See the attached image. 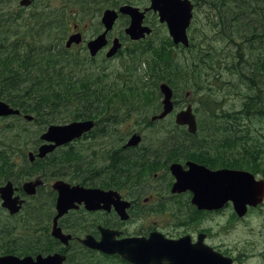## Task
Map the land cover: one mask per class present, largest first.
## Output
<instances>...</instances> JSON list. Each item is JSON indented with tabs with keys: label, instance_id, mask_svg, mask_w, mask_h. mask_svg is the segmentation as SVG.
<instances>
[{
	"label": "flooded vegetation",
	"instance_id": "flooded-vegetation-1",
	"mask_svg": "<svg viewBox=\"0 0 264 264\" xmlns=\"http://www.w3.org/2000/svg\"><path fill=\"white\" fill-rule=\"evenodd\" d=\"M8 1L0 0V11H9L14 14L23 12L29 13L28 15L47 11L46 8L51 2V0ZM100 1L103 5L111 4V8L107 10H116L118 19L113 29L106 34L107 45L95 57L91 56L88 45L106 31L101 20L98 23L99 29L90 36H85L83 31L91 23L81 18L78 21L74 19L75 21L70 23H62L60 29L66 30L62 36L65 50L73 53L81 50L79 54L82 56L85 54L86 61H90L91 71L96 63L98 65L96 71L101 70L100 72H105L104 74L108 71L110 74L108 64L118 61L129 52L126 42L127 39L131 40L125 32L131 22L130 16L121 14L120 9L125 5H133L144 11L150 7L151 0H146L145 5H140L139 0L137 2L131 0V4L123 0L122 3H117L116 0ZM157 19L159 20L158 14L152 11L146 13L144 25L153 30L151 35L155 31ZM122 20L126 22L124 34L115 31L116 25ZM76 34H81L82 42L73 43L67 47L66 43L69 38ZM146 38L131 41L139 43L145 41ZM116 40L117 44H121L122 47L115 56L108 58L107 55L113 49ZM8 42L16 43V38L13 37ZM176 98L174 90L175 110L165 119L153 122L152 118L163 111L161 102V107L155 111V114H152L148 124L151 128L156 123L168 119L171 122L175 121L176 114L184 109ZM0 101L19 111L17 114L0 117V122L13 121L14 123L5 125V129L8 130L10 127L15 131L4 135L2 133L0 136V151L8 154L11 162L9 168L0 166V256H13L21 260L32 258L37 262L38 257L45 259L61 255L65 258L64 264H69L74 256L84 255L83 258L75 260L73 264H79L78 260L81 259L86 264H92L91 255L98 254L105 259L110 258L114 264H133L119 255H106L98 250L90 249L82 242L87 236H92L100 242L103 236L102 230H109L118 233L115 236L117 241L139 238L143 250L156 251L155 256L154 254L149 257L145 256L151 264H154V259H158L160 264H225V259L232 260L230 264H244L247 257L234 254L224 244L221 232L216 231L215 227L221 230L223 221L229 218L231 221H244L257 212L264 213V197L262 202L256 206L247 204L245 214L240 216L235 210L233 201L224 200V187L220 186V192H218L220 198L214 202L220 207L212 208L211 187L206 186L205 183L201 184L199 190L195 184L185 190L175 189L177 181L171 167L178 164L184 171H188L190 163L202 166L211 172L224 169L241 170L254 175L259 183L264 182V163L261 160L264 153L259 151L255 161H252L255 163L252 168L233 169L225 167L227 152L211 150L209 143L204 146L201 142H196V138L199 137L198 133L183 135V138L191 139L186 144H179L176 138L165 139L167 141L163 143L164 139L159 140L162 134H141L136 131L120 135L117 128L129 122L121 119L125 115H130L123 113V110L130 107L125 102L116 103V106L122 109L118 112L103 110L98 113L97 111L94 119L67 118L68 111L65 109L54 115L55 118L50 119L49 122H42L34 113L14 107L3 100ZM116 113L119 114L120 124L115 122ZM136 116L139 117V114L137 113ZM133 118H135L134 115H132ZM140 118L147 119L148 117ZM90 120L95 122L90 132L84 133L72 142L56 146L44 157L39 156L41 147L55 145L43 139L49 127ZM35 124L43 126V129L32 133V139H30L26 133V127L31 130L29 125ZM182 128L187 130V127ZM136 134L139 135L141 141L135 146L127 147L131 138ZM85 142H88V145L83 144ZM98 142L101 143L98 144ZM179 145L189 146L190 149L188 151L176 150ZM95 146H98L97 150L90 155V150ZM73 152L78 153L75 160L61 164L62 161L59 159L71 158ZM218 154L222 155L221 159L213 162L211 156ZM218 161L220 166H218ZM76 187L85 190H99L100 195L94 200L91 209L85 201L81 200L82 202L79 203L76 200L74 207L57 219L59 199L63 192L58 188L62 190L67 188L72 191ZM3 196H7L9 200L20 206L18 213H11V210L5 206L6 199ZM197 197L199 201L195 202ZM123 204H128L127 219H122L119 212ZM199 204L204 207H200ZM217 218H221L222 222L215 226ZM166 219L167 225L172 227L168 228L167 225L161 224L162 220ZM56 230H59L60 237L54 235ZM256 236L260 237L261 234ZM111 262L109 264H112Z\"/></svg>",
	"mask_w": 264,
	"mask_h": 264
},
{
	"label": "trees",
	"instance_id": "trees-1",
	"mask_svg": "<svg viewBox=\"0 0 264 264\" xmlns=\"http://www.w3.org/2000/svg\"><path fill=\"white\" fill-rule=\"evenodd\" d=\"M90 1L63 0V5L51 8L50 11L33 13L35 15L32 18H28L32 14L24 16L0 11V100L34 113L42 122H49L55 118L54 115L65 109L68 111L67 118L94 119L97 111L111 110L114 113L122 110L116 106V103L122 102L138 103L140 111L149 112L151 107L156 111L161 105H156L159 98L150 87L151 81H155V87L166 82L175 91L185 86L197 94L203 88L200 86L201 76L195 72L201 69L204 75L216 69L214 57H211L212 63L202 66L208 63L206 59L212 50L216 58L222 56L225 61L227 82L224 83L228 86L224 87V93L227 88L228 93L239 92L237 94L241 97L242 105L238 110L227 109L226 97L214 96V90L208 91L199 99V104L206 110L205 122L199 120V129L207 128L218 136L219 143H215L212 150L227 152L225 167L252 168L255 165L252 161H255L260 151V141L253 136L252 120L258 119L260 128L264 130V0H192L196 8L204 9L205 14L208 13L207 9L215 12V18L207 16L210 21L207 20V25L214 30L217 40L214 38L212 41L205 29L200 33L203 35L200 41L205 40L211 50L199 48V54L188 53L198 41V37L193 35L190 47L180 51V54L191 56L188 60L179 58L169 36L160 44H150L144 49L151 57L147 60L149 66L144 79L141 77L140 83L120 91L108 82V73L84 69L85 65L91 68L85 54L82 56L69 52L62 44L66 30L60 29V25L86 16ZM123 1L131 4V0ZM116 2L122 3V0ZM13 37L16 43L12 44L8 41ZM219 41L224 42L225 48H212L213 43ZM31 42H35V49ZM134 55L133 51L132 59ZM220 75L214 74L213 79L219 80ZM192 76L196 88L189 87ZM220 85H223L222 82ZM128 109L131 110V107ZM121 119L133 120L132 115H125ZM146 120L140 118L141 123H147ZM115 122H121L118 113ZM149 123L146 124L148 127L151 126ZM173 128L179 129L183 135L189 134L177 125ZM5 131L3 135L15 132L10 127ZM178 139L179 144L191 140L182 137ZM166 141L162 140L163 143ZM189 149L185 145L176 148L180 151ZM4 153L0 151V166L9 168L11 162L8 154ZM72 155L71 158H60L61 164L75 160L78 153L73 152ZM221 156L212 155L211 158L214 162L221 159Z\"/></svg>",
	"mask_w": 264,
	"mask_h": 264
},
{
	"label": "water",
	"instance_id": "water-1",
	"mask_svg": "<svg viewBox=\"0 0 264 264\" xmlns=\"http://www.w3.org/2000/svg\"><path fill=\"white\" fill-rule=\"evenodd\" d=\"M194 9L195 6L191 0H151L150 7L146 8L144 11H141L138 7L125 5L120 9V12L123 15L130 16L131 22L125 32L132 41L142 40L152 34L153 30L149 26L144 25L146 13L152 11L158 14L160 23L167 26L169 35L174 45H181L185 48H189L190 38L188 30L194 19ZM117 19L118 13L116 10H106L103 13L101 21L105 26L106 31L88 45L91 56L95 57L98 52L107 45L106 34L113 29ZM80 42H82L81 34H76L69 38L66 45L67 47H70L73 43L79 44ZM117 42L118 41L116 40L113 49L107 55L108 58L115 56L119 49H121V44H117ZM159 88L160 93L163 96V111L159 115L152 118L153 122L165 119L175 110L173 89L167 83H162ZM17 113H19V111L14 110L9 105L0 101V117L10 116ZM175 122L178 126L187 127L190 134H196L198 132V120L192 105H188L187 108L179 111L176 114ZM94 126L95 122L90 120L80 122L75 121L64 126L54 125L49 127L47 132L44 134L43 139L53 142L55 145L51 147H41L39 156L44 157L56 146L72 142L73 140L81 137L84 133L90 132ZM140 141L141 138L138 134H136L131 138L127 147L135 146ZM189 165L190 170L188 171H184L181 165H172L171 171L177 181L175 189L185 190L191 188V185L195 184L197 190H199L201 184L206 183V186L208 185V187H211L212 189V208L220 207V205H215L214 203L220 198L218 193L220 192V186L224 187V200L227 202L233 201L235 210L240 216L245 214L247 204L256 206L263 200L264 182L258 183L255 176L249 172L230 169L211 172L202 166L190 163ZM67 188H64V190L58 188L61 192H63L59 199V215L57 216V219L73 208L76 200H78L79 203L82 202L81 200L85 201L91 209L93 206L92 204H94V200L100 195L99 190H85L83 188L76 187L72 190V192L68 190L69 188ZM100 192L103 193L102 191ZM71 195L72 197H70ZM79 195L81 196L79 197ZM3 197L6 199L5 206L11 210V213H18L20 206H17L14 201L9 200L7 196ZM198 197L195 202L199 201ZM199 206L204 207L202 204H199ZM127 207L128 204H123L120 207L119 212L122 219L128 218L126 213ZM59 233V230H56V232L54 231V235L56 237H60ZM102 235V240L100 242H97L92 236H87V238L82 242L90 249L98 250L106 255H119L133 264H151V262L145 259V256L149 257L152 254H154V256L157 254V252L153 250H143L144 248L141 239L139 238L117 241L115 240V236L118 235V233H114L109 230H102ZM225 260V264H230L232 261L230 259ZM64 262L65 258L61 255L50 256L45 259L38 257L37 262H35L32 258L21 260L13 256H0V264H64ZM154 264H160L159 260L154 259Z\"/></svg>",
	"mask_w": 264,
	"mask_h": 264
},
{
	"label": "rangeland",
	"instance_id": "rangeland-1",
	"mask_svg": "<svg viewBox=\"0 0 264 264\" xmlns=\"http://www.w3.org/2000/svg\"><path fill=\"white\" fill-rule=\"evenodd\" d=\"M98 1V2H97ZM141 2L140 5H145L147 3L146 0H139ZM137 2V0H136ZM51 5L48 7L47 11H50L51 8H56L59 7L60 5H63V0H51ZM91 5L89 6V13L86 16H82V20H84L87 23H91L83 32L85 36H90L92 33H94L97 29H99L98 27V23L102 18V14L105 10H107L108 8H111V4H102L100 0H92L90 1ZM133 6V5H132ZM141 7V6H140ZM207 14H205L204 9H198L195 7L194 9V19L192 22V25L190 27L189 30V38H190V42H191V35L198 37V41L197 43L191 47V51H188V53L193 52L196 54H199V48L204 49V51H208L209 45L208 43L204 40L203 42L200 41L201 38L203 37L201 33L202 29H205L208 32V36L211 37L212 41L215 38V41L217 40V35H214V30H212V28L210 26L207 25V16L209 17H213L215 18V12L212 10L207 9ZM22 15H28L29 13H20ZM35 14L30 15L28 18H32ZM100 15V16H99ZM209 21V20H208ZM210 22V21H209ZM126 22L124 20L120 21V23H118L116 25L115 31L116 32H123L124 34V29ZM155 31L153 33V35L149 36L146 38L145 41L139 42V43H134L131 40L127 39V47L129 48V52L125 54V56L123 58H119L118 61H114L113 63H109V72L107 71V73L109 74V83L114 84V86L117 87V89L120 90H127L129 88V86H134L135 84H138L141 82V77L144 79V74L146 73V69L148 68V61L150 60V56L147 55V53H145L144 49L146 47H148V45H156V44H160L162 43L164 40L167 39V37L169 35V31L168 28L166 27V25H162L159 20H156L155 23ZM197 24H199V26H197ZM59 34V32H57ZM202 36V37H201ZM88 39V37H87ZM65 43V42H64ZM32 44V48L35 49L34 45L35 42H31ZM63 44V43H62ZM174 44V43H173ZM218 48L221 49L222 47L225 48V44L223 41H219V43H213V47L212 48ZM175 51L177 52V54H179V58L182 60H188L191 59V56H188L185 53H181L180 51L182 49H184L183 46H174ZM197 50V52H196ZM211 50V49H210ZM81 51V50H80ZM78 51V53L80 52ZM135 52L134 55V59H132V52ZM211 57H214V64L216 65V69L215 71L212 72H208L206 74L203 75V72L201 69H198V71H196L195 73L199 76H201V82H200V86L203 89H200L199 92L197 94H194L190 89H187L185 86H183V88L177 89L176 92V99L180 104V106L184 107V109L186 108L187 105H192L194 108V111L197 110L196 115L198 118V121L200 120V122L204 123L205 122V113L203 109V107H201V105L199 104V99L205 95V93H207L208 91H215L214 96L217 94L218 97H226V107L227 109L230 110H238L240 109V105H242L241 102V97L238 96L239 92H230L228 93V88L226 89L225 93H224V87L228 86L226 85L224 82H227V76L225 74V61L223 59L222 56H219L218 58L215 57V55L213 54L212 50L210 51L209 54V58L206 59V61L208 62L206 65H202V66H208L211 62ZM136 58V59H135ZM195 60H197V58H195ZM147 61V62H145ZM204 64V63H201ZM106 67V65H104ZM88 68L91 71V68H89L87 65L84 66V69ZM98 68V65L95 63L93 71H96V69ZM133 70H135L134 72H132ZM91 71V72H93ZM205 71V70H204ZM221 73V75L219 76V80H215L213 79V75L214 74H219ZM127 76V78H126ZM193 77V76H192ZM194 77L190 80V86L191 88H196V86H193L194 83ZM155 81H151L150 87L152 88V90H154V93L158 96L159 101L156 104L161 105L163 96L160 93V84L159 83L157 87H155L154 85ZM222 82V86L220 85ZM166 83V82H165ZM208 89V90H207ZM122 97V96H119ZM116 101V99H114V102ZM127 104L130 105L131 110L127 109V110H123V113H129L130 115H134L135 118H133V120L127 122L126 125H121L117 128V132L118 134L122 135V133H133L136 131L141 132V134L143 133H147V134H162V136L159 137V140L161 139H172V138H183V133L177 129V128H173L176 127L175 121L171 122L170 119H168L167 121L161 122V123H156L155 125L152 126V128L148 127L146 124L144 123V121L141 123L140 122V117H144L147 116V122H150V119L152 117V114H155V111L152 109V107L149 109L148 111L142 110L140 111L139 106L136 103H129L127 102ZM154 107V106H153ZM137 109V110H136ZM139 110V111H138ZM181 110V109H180ZM139 114V118L138 116H136V114ZM247 121V120H246ZM10 123H14L13 121H1L0 122V136H2V133H6L7 131H5V125L10 124ZM28 126V125H26ZM31 130L27 128L26 133H28V137L30 139H32V133H37L38 131L43 129V126L41 125H29ZM252 129L254 130V134L253 136L260 141L259 142V146L258 148H260V152L264 153V130L260 128V124H259V120L258 119H254L252 120ZM198 138H196V142H201L204 146L205 144H210V149L212 150V146L216 145L215 143H219L218 141V136H216V134L214 132H211L209 129L204 128V130L199 129V133H198ZM168 137V138H166ZM151 139V138H149ZM179 140V139H178ZM30 141V140H29ZM97 142V141H96ZM95 142V144H96ZM101 143V142H100ZM98 142V144H100ZM106 143V142H105ZM214 143V144H213ZM85 145H88V142L83 143ZM97 144V145H98ZM98 146H95L94 148H92L90 151V155L93 154V151L97 150ZM23 149V148H22ZM239 152L241 153L242 150L239 149ZM88 154V155H89ZM243 154V153H241ZM264 155V154H263ZM262 160V163H264V157ZM264 167V166H263ZM264 179V178H263ZM264 211V210H263ZM229 215V213H228ZM221 218H217L214 225H218L220 224ZM223 227H221V230L219 228H217V226L215 227L216 231H220L221 232V239L224 242V244L226 246H228L230 248V250L236 254L237 256H241V255H245L247 258L244 260V264H264V213L263 212H257L255 213L254 216L249 217L248 219L244 220V221H231L230 218L227 219L226 221H223ZM168 223L167 219L166 220H162V223L164 226H166ZM168 228L172 227L170 225H167ZM180 229V228H179ZM258 232V233H257ZM261 234V236H256ZM92 259L93 263L92 264H109L111 262L110 258H106L102 257L98 254H92ZM94 256V257H93ZM84 255L81 257V255L79 257L74 256L72 258V261L69 264H73V262L77 259L83 258ZM90 261V263H91ZM79 264H86L83 262V260L81 259L80 261L78 260ZM112 263V262H111ZM114 264V263H112Z\"/></svg>",
	"mask_w": 264,
	"mask_h": 264
}]
</instances>
